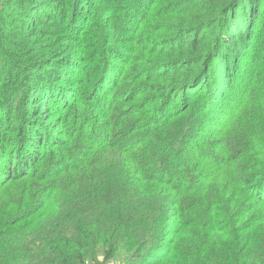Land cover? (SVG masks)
Wrapping results in <instances>:
<instances>
[{
	"label": "trees",
	"instance_id": "16d2710c",
	"mask_svg": "<svg viewBox=\"0 0 264 264\" xmlns=\"http://www.w3.org/2000/svg\"><path fill=\"white\" fill-rule=\"evenodd\" d=\"M33 3L4 44L0 0V264H264V0Z\"/></svg>",
	"mask_w": 264,
	"mask_h": 264
},
{
	"label": "rangeland",
	"instance_id": "374dc122",
	"mask_svg": "<svg viewBox=\"0 0 264 264\" xmlns=\"http://www.w3.org/2000/svg\"><path fill=\"white\" fill-rule=\"evenodd\" d=\"M28 0H2V3L4 4V9H5V18H8V24H10L7 29V32L5 33L6 37L3 39L4 44H6L5 42H7L8 40H12L13 38L18 37L19 35L23 34V29L22 27L25 28V26H27L29 24V20L34 16L33 14H31V12L27 11L25 9V4L27 3ZM35 3V0H32ZM34 3L32 4V6L34 5ZM37 4V3H35ZM57 13L55 12L54 16H56L57 18ZM68 16V14H67ZM53 19L51 18L50 21H52ZM79 20V19H78ZM56 25L57 22H54ZM21 26V27H20ZM52 29V31L56 32V36L60 37V28L56 27L55 29H53L52 27H48L47 29H45L43 31V33H45L46 31H50ZM33 30V29H32ZM42 33V34H43ZM27 34V33H26ZM259 36L261 38H263L264 36V30H262L259 34ZM64 39L61 38L59 45L57 43V46H59V48H61V52H63V54H65V61L66 63L69 62L68 58H71L72 55L76 54L78 51L77 49H72V48H68V45H65L63 42ZM261 41V39H260ZM259 41L258 46L261 45V42ZM0 42H2V39H0ZM24 50V49H23ZM2 56V55H1ZM64 61V62H65ZM69 64L64 66L62 69H60V71L62 72V74H65L70 68H69ZM75 68V67H72ZM71 68V69H72ZM56 73V72H55ZM57 73L59 74L60 72L57 71ZM68 76L72 77L73 73H66ZM15 76V75H13ZM17 77V76H15ZM2 81H5V79H2ZM15 81V79H11V82L13 83ZM6 87H12V86H0V104L4 103V101L6 103L12 104V102L14 101V99L12 101H10L9 99H6V96L1 95L2 93H4V89ZM40 88V86H39ZM18 103H20V101L18 102V100H16L14 102V106H16ZM5 115V113H2ZM1 115V114H0ZM38 117L35 118H27L24 119L26 120V125H31L34 122L38 121L39 119H37ZM19 127V123L16 124ZM2 135L0 136V147L2 145H6L9 143H6L5 141L8 140L6 136H11V134H13V136H19L17 134V130L13 129L10 132L9 131H2L1 133ZM14 136V137H15ZM12 141V140H11ZM10 142V141H9ZM9 145H13V144H9ZM262 236H264V232H260L259 233ZM104 242V241H102ZM94 241H90L89 246H88V250H87V256L90 258L92 256H96L97 259L99 260V264H150L149 262L151 260H153V257H150V249H142L140 251L137 250H133L131 248H125V245H115L112 243V247H110L111 243H104L102 244H94ZM79 244L78 242H71L70 245V253H68L67 257H69V264H81L82 261L79 259H76L77 254L79 253L80 249L78 248ZM104 250H107V255L104 254L103 252ZM95 253V254H94ZM160 253H163V251H161ZM140 256V257H138ZM64 257V256H62ZM155 260V259H154ZM87 264H93L92 261L89 260V262ZM153 264H169L168 261H166V263H163L161 261V259L159 258L158 261H154Z\"/></svg>",
	"mask_w": 264,
	"mask_h": 264
}]
</instances>
